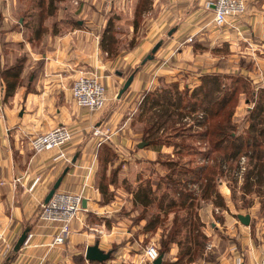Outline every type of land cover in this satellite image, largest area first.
<instances>
[{
    "label": "rangeland",
    "instance_id": "obj_1",
    "mask_svg": "<svg viewBox=\"0 0 264 264\" xmlns=\"http://www.w3.org/2000/svg\"><path fill=\"white\" fill-rule=\"evenodd\" d=\"M142 1L144 3H141ZM142 1L0 0V15L3 18L2 21L0 19V53L5 54L7 58L4 68L18 63L16 71L21 73L22 68L28 63V57L31 54L30 48L42 52L47 51V48L51 50L54 49V37H60L59 40L62 41L63 38L73 35L69 46L66 47L67 50H70V56L76 61L69 68L71 72L76 74L79 71L95 72L101 76L102 81L106 84L108 93L106 105L95 111L85 108L90 115L92 113L98 116L94 125H90L87 129L78 133L75 138L81 140V143L90 142L83 160L88 164L86 175H88V178H92L96 187L99 180L98 176L101 175L103 169L106 177L112 176L113 171L116 172L112 176L114 182L109 183V189L105 191V194L102 195L97 187L100 196L99 199L94 198L100 205L107 207L112 205L114 209L108 208V211L105 212H95L93 210L86 211L82 207L78 211L77 218L73 221L79 222V230L86 231L88 234L86 236L90 238V242H109L108 245H104L107 250H111L113 247L117 249V245L123 246L126 242H135L138 248L137 251L142 253L145 246L154 241L160 251L162 234L171 225L173 209L175 208H169L166 203L169 202V199L176 200L177 194H174L171 190L167 191L169 192L168 200L163 201L155 230L146 231L144 225L147 223L151 210L152 212L156 210V203L154 202L151 206L143 209L140 204L133 200L134 189L139 183H145L144 181L148 178L152 184V189L156 191L155 197L167 188V184L162 177L169 170L160 165L157 159L161 161L165 159L166 161L168 156L177 159L176 166H180L181 169L173 173V178L181 179H187L186 175H190L188 169L184 171L182 167L187 163L190 156L193 158L192 163L196 167L205 164V170L214 163L218 166L220 163L221 174L216 173L215 176L217 181V183L215 182V188L220 192V196L216 198L218 205H215L211 199H199L200 183L201 180H205L203 175L205 170L202 175L192 180L191 184H189L190 179L186 181V187L193 190V195L197 196L190 209L198 215L196 225L206 234L208 240L202 248L201 256L194 255L193 260L185 264H223L216 256L217 251L207 248V243L217 242L219 243L217 248L220 249H224L227 243H233L237 246L238 252L242 251L241 245H244L243 242H253L255 246L260 244L261 248L264 243V153L259 158L253 154L252 149H249L247 153L242 151L235 157L229 156L228 158L221 154L217 158L215 155L217 152L205 153L206 138L201 137L200 134L193 140L187 139L199 147V152L195 155L184 152L181 143L174 146L150 143V139H155L169 132L173 133L171 125L177 126L183 123L186 127L190 126L188 129L190 131L194 129L202 130L204 111L211 102L221 96V92L219 87L217 89L212 88V84L203 85L207 79L202 81V77L207 73H203L201 68H191L187 69L188 71L184 68L178 75L176 74L177 80L170 79L172 76L161 75L158 77V81H148L146 87L141 86L140 81H138L137 86L134 83L131 84L132 79L130 85L121 95L116 96L127 76L132 72L135 74L141 64L153 59L152 55L150 59H146L141 63L144 56L150 52L155 57L157 50L172 35L168 32L170 26L162 24L160 10L165 11V9L161 6V3L159 1L155 3V0ZM142 5L144 6L142 7ZM11 35H18L23 39L19 42L16 38H11ZM7 36L10 37L7 39ZM158 43L157 49L152 52V47ZM225 51L223 49L224 53H226ZM214 54H221V51L214 52ZM137 56H139L138 61H133ZM213 57L211 54L198 56L195 59V65L200 64L202 58H204L205 63L207 62V65L210 61H214L216 64L231 61H227L225 58L216 59ZM236 57L238 63L246 67H251L253 64L248 56L240 55ZM205 68L206 66L202 70ZM260 70L264 74V66H261ZM242 74L249 81L245 79L244 87L241 83L238 84L236 97L238 102L240 96L243 97L242 101L246 102L242 108L245 114L238 116L234 114L238 104L236 102L230 120V127H234L237 136L247 134L245 130L249 125L248 114L255 104V92L258 91L259 87H264V85H255L248 73ZM137 80H139L138 77ZM262 81L261 83L264 84ZM185 82L191 86H183ZM72 84L73 82L70 83V85ZM208 87H210L209 90ZM251 89L255 98L248 99L246 96L252 94ZM262 102H264V98ZM69 104L73 105L74 100H69ZM239 112H241V109ZM261 116L263 119L256 125V129L264 127V114ZM109 117L111 118L108 119ZM107 119L108 121H106ZM171 120H173V123H171ZM155 122L158 123L159 128H153L149 135L150 139H145V128L150 123ZM97 126L100 132L94 134V127ZM111 132L110 140L107 134ZM100 137H103V141L98 146V144H95V140ZM137 139L139 141L134 143ZM125 140H128V145L125 144ZM142 140L147 142L138 146V143ZM71 141L66 145H69ZM116 142L123 146L120 148L121 150L114 145ZM104 144L107 147L103 146ZM66 145L63 146V149L70 158L66 161L71 165L77 159L73 160L72 154L74 151L68 152ZM262 148L264 150L263 146ZM76 149L75 153L77 157H80L81 148ZM145 150H147L146 153ZM158 151L161 153H157ZM155 154V159H149ZM148 156L150 157L148 158ZM141 159L147 162L142 164ZM130 161L136 162V165L131 164ZM120 171L124 172L121 177L119 176ZM61 188L60 185L58 189L64 190ZM210 197L214 198L215 195ZM183 211L181 210V212ZM238 213H249V224H243L237 217ZM67 238L70 240L69 237ZM81 242H85V239ZM185 243V238L182 237L180 245ZM80 246L85 251L84 243L83 245L80 243ZM173 248L174 251L172 252ZM181 248L177 243L172 242L168 251L163 253L162 261H164V264H184L187 258L186 255L175 263L176 257L182 251ZM11 250L9 254L12 255ZM229 254L230 252L227 255ZM111 259V255H109L100 264H151L148 260L142 259V256L137 257L135 262L129 260L115 262ZM86 260H84V264H99L97 260H88V263H86Z\"/></svg>",
    "mask_w": 264,
    "mask_h": 264
},
{
    "label": "crops",
    "instance_id": "obj_2",
    "mask_svg": "<svg viewBox=\"0 0 264 264\" xmlns=\"http://www.w3.org/2000/svg\"><path fill=\"white\" fill-rule=\"evenodd\" d=\"M157 1L165 9V11L160 10L162 24L170 26L169 31L172 35L157 50L155 57L153 54V59L141 64L133 75L131 84L137 86L140 81L141 86L146 87L148 81H158L161 75L172 76L170 79L177 80L176 74L178 75L184 68L186 71L191 68H201L203 73H248L255 85H264L261 83V80L264 82V74L260 70L261 66H264V0H246L247 9L244 14L232 19L231 26L220 27H216L213 23V10L205 8V0H155V3ZM9 37L7 36V39ZM11 38H16L19 42L23 39L18 35ZM54 38V49L47 48V51L42 52L30 48L31 54L28 63L21 70L17 88L7 100L5 99L7 82L0 74V230L8 240L14 242V245L26 228L29 229L28 232H34L30 242L23 243L21 248L16 250L18 254L9 264H76L74 256L79 253L84 255L80 243L81 245L84 243V249L86 245L93 243L86 236L88 235L86 231L79 230L78 221L71 223L73 228L67 236L70 240L66 237L68 241L54 243V238L59 232V223H50L41 217V202L45 201L50 186L66 166H69V170L63 177L61 189L77 191L83 182H86L84 193L86 211L105 212L108 208L114 209L112 205L107 207L94 200V198L99 199L100 193L93 184L92 178L86 175L88 164L83 160L90 142L81 143V140L75 138L78 133L94 125L98 115L92 113L90 115L85 108L77 106L72 96L70 83L77 74L71 72L69 68L76 61L70 56V50L66 47L69 46L73 35L63 38L62 41L59 40L60 37ZM219 51L221 54H214ZM210 54L216 59L225 58L227 54L225 60L231 61L216 64L208 60L210 62L207 65L202 58L201 63L195 65L198 56ZM240 55L251 58L253 61L251 67L238 63L236 56ZM138 58L139 56L133 61H138ZM40 59L45 60L42 65L38 63ZM6 60V55L0 53V71L4 68ZM205 66L206 68L202 70ZM31 72L35 74L30 76ZM183 86L191 85L185 82ZM72 99L73 105L69 104V100ZM242 100L243 97L240 96L234 111L237 116L245 114L242 108L246 102ZM60 123L68 124L74 132V139L72 138L73 141L71 145L69 144L70 148L66 145L68 152L73 150L74 158L77 156L76 148H81L82 151L77 161L71 165L66 159L54 158L58 149L36 153L30 145V138L33 135ZM107 136L111 140L112 132ZM95 141L99 146L103 137ZM125 141L128 145V140ZM137 141L139 139L134 143ZM114 145L118 149L123 147L117 142ZM153 158H156V154L149 159ZM141 160L142 164L147 162ZM130 163L136 165L134 161ZM123 174L124 172L120 171L119 176ZM37 177L39 180L31 187ZM84 239L85 242L82 243ZM97 243L101 249L107 251L104 245H108L109 242ZM243 244L241 252L237 251V246L233 243H227L224 249H220L217 248L219 243L212 242L214 248L211 249L217 251L216 256L223 264H257L264 254V243L261 245L262 248L260 244L255 246L253 242H243ZM137 249L135 242H126L123 246L117 245L111 260L135 262L137 257L141 256ZM229 252L230 254L227 255ZM8 254L9 252L4 255L0 251V264H4ZM84 260H86L85 256Z\"/></svg>",
    "mask_w": 264,
    "mask_h": 264
},
{
    "label": "trees",
    "instance_id": "obj_3",
    "mask_svg": "<svg viewBox=\"0 0 264 264\" xmlns=\"http://www.w3.org/2000/svg\"><path fill=\"white\" fill-rule=\"evenodd\" d=\"M142 1V0H141ZM141 3H144L143 1ZM144 5H142L143 7ZM0 19L2 21V15H0ZM20 23V22H19ZM1 27V25H0ZM150 53V52H149ZM148 54V53H147ZM147 54L144 56L146 58ZM153 55V54H152ZM149 59V58H147ZM44 59H40L38 63L41 65L44 63ZM143 63V60L141 61ZM18 68V63L14 65H9L3 69H1L0 74L4 76L7 81L6 85V95L5 99L7 100L9 96H12L17 88V84L20 80L21 75L16 71ZM35 72V69L33 70ZM31 72L32 76L33 73ZM133 73V72H132ZM134 75V73H133ZM204 81L203 85L212 84V88L220 89L221 96L217 97L213 102L208 105L207 109H205V116L202 123L203 128L202 130H188L190 128L184 126L183 123H180L177 126H170L172 127V132L168 134L158 136L155 139H150L149 135L153 128H159L158 123H150L144 130V138L150 139V143L159 144V145H175L177 143H181L182 147L184 148V152L195 155L199 152V147L190 142L187 139H195L199 134L201 137L206 138L207 146L205 153H212L217 152L215 154L224 157L229 156H237L240 152L244 151L247 153L249 149L253 150V154L257 155L259 158L264 153L262 146L264 147V127H259L256 129V125L262 121V114H264V102L262 99L264 98V87H259L256 93V98L254 95L253 90L251 89L250 96H246V98H255V104L253 108L249 111L248 118H249V125L247 126V134L245 136L236 135V131L234 127H230L231 123V114L233 113V109L236 106V102H238V98L236 97L237 86L239 83L241 85L245 84V81H249L245 75L242 73H207L204 77H202V81ZM246 79V80H245ZM202 85V84H201ZM210 87H208L209 90ZM206 89V91H208ZM244 91V90H243ZM246 92V91H244ZM182 101V100H181ZM197 102L196 100H194ZM204 110V109H203ZM173 123V120H171ZM175 123V122H174ZM200 137V138H201ZM103 146L107 147L106 144ZM111 146V144H110ZM108 149V148H107ZM100 150V149H98ZM157 153H161L158 151ZM159 155V154H158ZM221 158V157H220ZM163 161L157 159V162L167 168L169 171L164 174L162 177L164 182L167 184V188L163 190L159 196L155 197V190L152 189V184L150 179H146L145 183H139L137 187L133 191V200L134 202L140 204L143 209L148 206H151L152 203H156V210H151L149 214V218H147V223H145L144 227L145 230H155L157 227L158 221V214L159 211L162 209L163 201L168 200V193L167 191L171 190L174 194H177L176 200L169 199V202L166 203L169 208L175 207L173 209V216H172V223L169 228L166 229V232L162 234L161 237V246H160V253H166L170 247V244L177 243L181 248L180 254L176 257L175 263L179 261L184 255L187 256L185 259V263L190 262L193 260V256H201V251L204 245L206 244L208 238L204 232H202L198 226L196 225V219L198 217L197 214L193 213V210L190 209L191 206L194 204V199L197 198L196 195H193V190H190L186 187V181L190 179V183L192 180L202 175L203 171L205 170V164H200V166L194 165L193 158L190 156L188 158L187 163L182 165L184 171L188 169V174L186 178H173V173L177 170H180L181 167L176 166V162L178 161L175 158L162 159ZM220 166V163H219ZM219 166L214 163V165H210L204 171V178L205 180H201V192L199 199H211L215 205H218L216 198L220 196V192L215 188L216 181V173L221 174V170ZM63 172H61L62 174ZM116 173L115 171L112 172V176ZM112 176H107L104 171L102 170L101 175L98 176L99 180L97 181V187L102 195L105 194V191L109 189V183H113ZM215 178V181H214ZM183 181V182H182ZM211 195H215L214 198H211ZM106 202V201H105ZM188 208V209H187ZM186 209V210H185ZM181 210H184L181 212ZM181 234V236H180ZM182 237L185 238V244L180 245ZM189 239V240H188ZM116 248H112L110 251L111 258ZM11 252L13 254H8V258L4 262V264H9L11 260H13L18 251L12 249ZM10 255V256H9ZM213 255V252H212ZM74 260L76 264H84V255L83 253H79L74 256ZM151 264H154L152 261ZM99 264L101 261L98 262ZM160 264H164L162 261Z\"/></svg>",
    "mask_w": 264,
    "mask_h": 264
},
{
    "label": "built area",
    "instance_id": "obj_4",
    "mask_svg": "<svg viewBox=\"0 0 264 264\" xmlns=\"http://www.w3.org/2000/svg\"><path fill=\"white\" fill-rule=\"evenodd\" d=\"M204 6L213 10V23L219 27L231 26V20L242 16L247 9L246 0H205ZM71 91L77 106L90 111L103 108L108 100L107 86L102 81L101 76L95 72L79 71L77 77L73 80ZM93 131L94 134L100 132L98 127H94ZM73 134L74 132L68 124L60 123L46 131L33 135L31 147L36 153L58 149V153L54 156L55 159L70 160L63 146L72 140ZM38 180L39 177L35 179L31 187ZM86 186V182H83L81 188L77 191L57 189L47 202H41L42 219L50 223H59V232L54 238V243H64L66 240L72 221L77 218L78 211L83 207L82 199L85 197ZM33 236L34 232L29 231L24 243L28 244ZM13 246L14 242L8 240L4 232L0 230V251L2 254L6 255ZM207 248H212V242L207 243ZM158 254V247L153 241L145 246L141 256L144 260L153 261ZM257 264H264V254Z\"/></svg>",
    "mask_w": 264,
    "mask_h": 264
},
{
    "label": "water",
    "instance_id": "obj_5",
    "mask_svg": "<svg viewBox=\"0 0 264 264\" xmlns=\"http://www.w3.org/2000/svg\"><path fill=\"white\" fill-rule=\"evenodd\" d=\"M170 32L171 31H169V33ZM158 45H159V43L154 45L152 47L151 51L154 52L157 49ZM151 56H152V54L148 53L146 58L143 59V61L146 60L147 58H151ZM132 79H133V73H130L127 76V78L124 80L122 86L119 88V90L116 94L117 97H119L121 95V93L130 85ZM146 142L147 141L142 140L138 143V146H140L141 144L146 143ZM76 159H77V156H74L73 160L75 161ZM68 170H69V166H66L63 170V173L58 176V178L54 182L52 188L49 190L48 194L46 195L45 202H47L52 197L54 192L60 187L61 182L63 180V177L67 173ZM82 206L83 207L86 206V199L85 198L82 199ZM237 217L243 224H249V221H250V214L249 213H238ZM28 230H29L28 228L23 230V232L21 233V235L17 239V241L14 245L15 250H19L21 248V246L23 245V243L27 237ZM109 255H110V251L109 250L105 251V250L101 249L97 242L86 245L85 251H84V256L88 260L103 261V260L107 259L109 257ZM162 257H163V253H159L152 262L154 264H160L162 261Z\"/></svg>",
    "mask_w": 264,
    "mask_h": 264
}]
</instances>
